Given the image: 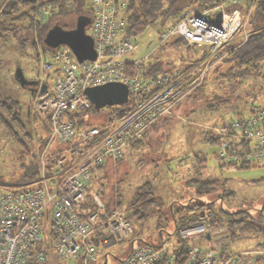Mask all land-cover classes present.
<instances>
[{"label":"built area","instance_id":"built-area-1","mask_svg":"<svg viewBox=\"0 0 264 264\" xmlns=\"http://www.w3.org/2000/svg\"><path fill=\"white\" fill-rule=\"evenodd\" d=\"M86 1L92 13L89 34L95 58L79 62L64 44L52 48L50 55L38 51V80L46 87L35 93L32 112L49 119L50 131L38 151L37 180L28 185L0 184V264H97L106 254H97L100 247L131 240L134 230L128 214L132 209L118 208L115 200L108 209L92 194L95 208L81 216L87 185L96 170L109 165L114 168L123 156L122 149L140 138L154 119L171 114L174 101L199 85L207 70L200 65L181 74L176 70L179 75L172 80L167 72L146 77L142 65L161 45L168 49L173 37L204 46L211 54L245 26L251 12L249 8L242 16L240 7L235 6L239 0L217 1L193 14L184 12L159 31V39L148 54L131 59L128 56L136 53L138 46L122 35L128 0ZM67 5L72 4L67 1ZM58 10L57 4L45 3L35 13L34 21L43 24ZM218 11L221 20L215 18ZM115 80L126 85L133 110L110 123L105 136L83 149L100 134L101 126H83L77 132L72 119L63 114L90 106L84 93L86 86ZM155 86L162 87L143 97ZM80 117L86 119L87 113ZM202 132L216 141L220 161H264V109L258 104H251L244 115L228 113L202 125ZM56 142L64 144L60 151L53 149ZM191 213L196 221L180 226L177 232L176 239L183 240L184 246H177L176 241L171 245L147 241L133 245L131 240V248L123 257H116L114 264H245L242 256L248 252L234 254L228 249L227 226H211L209 209Z\"/></svg>","mask_w":264,"mask_h":264},{"label":"rangeland","instance_id":"rangeland-1","mask_svg":"<svg viewBox=\"0 0 264 264\" xmlns=\"http://www.w3.org/2000/svg\"><path fill=\"white\" fill-rule=\"evenodd\" d=\"M236 7H240L242 13L245 12L242 0ZM27 8L28 6L24 7V9ZM76 19L75 15L68 16L62 23L67 28H71ZM242 30L243 38L248 30L246 24ZM87 32H90V28ZM235 34L226 42L227 44L221 45L216 51L223 50L229 43L235 42L239 38ZM174 38L177 37H173L167 43L169 48L160 52L165 62L178 63L180 55L175 48L171 47V41ZM132 40L138 46V50L128 58L138 59L148 54L155 46L156 36L153 34V29L148 27ZM32 42L30 35L24 36L23 34H18L17 37L11 35L0 42V96L13 101L10 104L18 111L20 120L26 125L28 135L24 138L31 150L38 147L39 139L44 135V131L40 130L41 124L38 118L40 116L32 112V87L19 85L14 72L20 68L27 79H39L36 50L43 51L39 42L35 45ZM19 43L22 47H19ZM51 52V50H46L45 53L50 55ZM205 54L207 58L215 55L207 52ZM202 67L207 69L209 66ZM205 73L206 79L202 85L192 90L191 94L196 98L190 97L180 101L181 104H175L173 109L171 108L172 113L160 120L152 131H148L140 145H126L122 149L123 156L101 185L94 179L90 182V192L98 193L106 201L112 195L115 197V202L118 199L119 203L116 205L120 209L127 207L144 181L152 184L153 195L156 198L155 207L148 210L145 220L138 219L136 216L129 217L134 230L133 245L145 240L154 244L166 242L170 245L176 241L178 233L174 232L171 204L178 206L179 201L184 202L190 197L195 185L188 184L186 181L191 177L198 178L200 171L203 178L218 181V186L212 193L201 195L204 200L211 201L209 209L212 211H218L221 214L220 209L232 211L254 208L264 201V161L246 168L222 165V162L216 158L219 146L216 143L204 141L200 128L201 124H210L209 122L221 119L225 114L244 112L251 103L259 104L264 109V79L254 75L245 77L240 82H230L213 79L209 69ZM220 96L224 100H219ZM41 146L38 147V151ZM20 148V144L0 130V178L3 182L9 180L13 182L22 170L18 159ZM192 152L200 158H205L202 162L203 169H195L197 158L191 155ZM187 211L189 210L185 207H180L179 211H174V216L178 218L180 214L187 213ZM256 240L252 236L242 237L230 241L228 249L234 254L240 251L248 252L246 254L264 251L262 246H257ZM132 242L130 238L122 239L111 246L100 247L97 254H108L106 264H114L116 257H123L131 248ZM100 263L101 259L97 264Z\"/></svg>","mask_w":264,"mask_h":264},{"label":"trees","instance_id":"trees-1","mask_svg":"<svg viewBox=\"0 0 264 264\" xmlns=\"http://www.w3.org/2000/svg\"><path fill=\"white\" fill-rule=\"evenodd\" d=\"M36 1L37 3L30 4L24 0H0V42L11 35L16 37L18 34H23L24 36L30 35L31 39H33L32 44L35 45L39 42L41 44V50L45 53L46 50L53 51L54 49L44 43V35L54 27L55 24L67 28L62 21L68 16H82L84 21H86V31L88 28H91V7L86 0ZM67 1L72 5L68 6ZM217 1L221 0H128V5L124 11L126 24L122 35L123 37L136 38L139 33L143 32L148 27H151L157 40L160 35L159 31L169 26L182 13L199 12L204 9L206 5L216 3ZM48 2L54 5L57 4L59 6L58 12H55V14L52 13L43 24L35 22V13L43 4ZM242 2L245 7V12L242 13V16H244L246 11L251 8V12L246 21L248 30L243 38V30L240 28L236 32L239 38H237L235 42L229 43L225 46V49L213 52L215 55L211 56L212 58L209 57L210 59L207 58L205 54L206 48L204 46L197 44L190 45L180 37H177L176 39L174 38L171 41V47L175 48L180 55L178 63L173 61L165 62L160 53L163 49L165 50V47L161 45L156 53H149L148 60L142 65L145 76H158L161 75V73L167 72L173 80V78L177 77L184 71L201 64L202 66H209L207 69H209L210 76L215 80L223 79L230 82H240L243 78L254 75L261 76L264 79V0H242ZM25 6H28V8L24 9ZM19 47H22L21 43H19ZM36 56L38 62L37 50ZM176 70L179 71V74L175 73ZM205 79L206 77H204V80ZM203 81L197 85L193 91L201 86ZM30 86L34 90V86ZM161 87L162 86H155L150 88L149 92L144 93L145 95L143 94V97L151 96ZM191 93L192 92L186 93L183 100H187L190 97L196 98V96L193 97L194 95ZM219 100H224V98L220 96ZM11 102L13 101L9 98H3L0 96V130L10 136L13 141L20 144L21 148L18 151V159L20 160L22 170L16 175L13 182L11 180L3 182L0 178V184L10 186L28 185V183L35 182L38 178L36 153L46 135L49 134L50 121L49 119L38 117L41 123L40 130L44 131V135L40 137L38 147L31 150L28 146L29 143L24 138L25 135H28L26 125L20 120L18 111L10 104ZM89 105V107L83 109L81 112L71 110L66 111L63 114L64 118L72 119L74 128L77 132L83 126H94L96 124L101 126L102 131L100 134L90 142L85 143L82 146L83 149L91 147L97 139L105 136L110 130V123L120 121L128 116L133 110V104H131L129 100L124 104L106 105L103 108H96L95 105H92L91 103ZM249 108L250 106L247 107V110H244V112H238L237 114L244 115V113L249 111ZM82 113H87L86 119L80 117ZM166 115L170 114L166 113L163 114V116L154 119L143 131L141 137L130 141L129 146L140 145L143 142V137L146 136L148 131H152ZM36 119L37 118L35 117V120ZM206 141L208 143H216L212 138H206ZM232 148L234 147H231V149ZM195 157L197 158L195 169H203L204 164L202 162L205 158H200L197 154H195ZM221 162L222 165L224 164L240 168H246L247 166L257 164L251 161L227 162L222 160ZM112 169L111 165L103 169H98L96 171L103 170L104 172L98 174L94 172L92 179L101 185L103 180L108 178ZM186 182L188 184H194L195 189L186 201H179L178 206L174 205V203L171 204L175 233L178 232L180 226L189 225L196 221V217L192 215L191 211L201 212L204 209H209V203L211 201L204 200L201 195L212 193V191L218 186L217 179L203 178L201 171L198 178L191 177ZM90 184L91 183L87 185L86 201L80 207L82 217L88 212L93 211L95 208V202L93 197H91L92 194H96L100 197L108 209L112 206L115 198L110 195L107 201L104 200L98 193L90 192ZM100 185H97V187H100ZM101 192H103L102 189ZM262 202L261 205L254 208L248 207L232 211L220 209L221 214L218 211H212L209 209L212 215L210 224L213 227L227 226L230 241L252 236L257 239V246H262L264 248V201ZM116 203H119L118 199H116ZM155 203L156 198H154L153 195V186L149 181H144L134 193L132 201L127 205V208L132 209L128 214V218L136 216L138 219L145 220L148 215V210L154 208ZM180 207H185L189 211L180 214L178 218H176L174 216V211H179ZM250 208L252 210H250ZM131 240H133V238H131ZM176 245H181L182 247L185 243L181 239H176ZM242 257L246 260L245 264H264V251L261 253L245 254Z\"/></svg>","mask_w":264,"mask_h":264},{"label":"water","instance_id":"water-1","mask_svg":"<svg viewBox=\"0 0 264 264\" xmlns=\"http://www.w3.org/2000/svg\"><path fill=\"white\" fill-rule=\"evenodd\" d=\"M30 4L36 0H24ZM220 11L216 13L215 18L220 19ZM86 21L82 16H78L76 22L71 28H63L62 26L55 24L45 35L44 43L51 48H55L57 45L64 44L69 47L76 60H92L96 56L95 48L93 47V37L86 31ZM16 80L19 85H32L36 83L40 85L39 90H44L46 84L39 82L38 79L30 80L22 74L20 68H17L14 72ZM84 93L88 96L89 101L96 108H103L106 105H117L128 102V92L126 85L122 81H107L103 84H94L93 86H86ZM103 259L101 264H104L107 260V255Z\"/></svg>","mask_w":264,"mask_h":264},{"label":"crops","instance_id":"crops-1","mask_svg":"<svg viewBox=\"0 0 264 264\" xmlns=\"http://www.w3.org/2000/svg\"><path fill=\"white\" fill-rule=\"evenodd\" d=\"M205 74H206V73H205ZM204 76H205V75H204ZM37 90H38V89L33 90V93H32V102H33V99H34V97H35L34 95H35V93L37 92ZM192 90H193V89H191L190 91L192 92ZM190 91H189V92H190ZM187 93H188V92H187ZM184 96H185V95H184ZM184 96L181 97V98H179L178 100L174 101V104L171 106V108L173 109V107H174L175 104L180 103V101H182V100L184 99ZM172 109H171V110H172ZM171 113H172V112H171ZM217 120H218V119H217ZM39 121H40V119H39ZM214 121H216V120H214ZM212 122H213V121H212ZM39 123H40V122H39ZM209 123H210V122H209ZM40 124H41V123H40ZM202 125H205V124H201V125H200V126H201V127H200V128H201V135L203 136V140L206 141V138H207V137H206L205 135H203V132H202ZM40 127H41V126H40ZM62 147H64V144H62V143L60 144V143H57V142H56V143L54 144V146H53V148H54L55 150H57V151H60V150L62 149ZM191 155H192V156H195V155L193 154V152L191 153ZM69 158H70V157H69ZM95 173L98 174V171H96ZM99 173H101V172H99Z\"/></svg>","mask_w":264,"mask_h":264},{"label":"flooded vegetation","instance_id":"flooded-vegetation-1","mask_svg":"<svg viewBox=\"0 0 264 264\" xmlns=\"http://www.w3.org/2000/svg\"><path fill=\"white\" fill-rule=\"evenodd\" d=\"M39 87H40V85L36 83V84L34 85V90H35V89H39Z\"/></svg>","mask_w":264,"mask_h":264},{"label":"bare ground","instance_id":"bare-ground-1","mask_svg":"<svg viewBox=\"0 0 264 264\" xmlns=\"http://www.w3.org/2000/svg\"><path fill=\"white\" fill-rule=\"evenodd\" d=\"M229 41V40H228Z\"/></svg>","mask_w":264,"mask_h":264}]
</instances>
